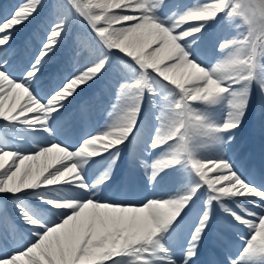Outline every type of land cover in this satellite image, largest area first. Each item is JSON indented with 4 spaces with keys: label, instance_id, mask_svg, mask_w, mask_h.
<instances>
[{
    "label": "clouds",
    "instance_id": "obj_1",
    "mask_svg": "<svg viewBox=\"0 0 264 264\" xmlns=\"http://www.w3.org/2000/svg\"><path fill=\"white\" fill-rule=\"evenodd\" d=\"M42 3L28 0L25 15ZM63 3L82 29L74 38L82 70L44 95L37 64L47 52L19 79L7 61L0 64V98L13 88L23 93L14 112H0V264L30 259L86 204L148 210L146 234H114L110 246L97 245L100 264H130L125 258L145 253L143 264H193L217 213L241 244L237 255L225 252L226 264H264V181L247 178L228 157L251 92L264 96V0L184 8L173 0H110V11L86 8L83 0ZM220 23L236 33L202 51ZM7 25L0 29L10 32ZM52 28L50 38L60 39L68 18L56 17ZM10 40L0 35V47ZM110 67L103 122L99 130L84 128L74 143L54 122L79 89ZM129 145L144 180L139 199L127 187H110ZM34 168L41 169L36 179Z\"/></svg>",
    "mask_w": 264,
    "mask_h": 264
},
{
    "label": "bare ground",
    "instance_id": "obj_2",
    "mask_svg": "<svg viewBox=\"0 0 264 264\" xmlns=\"http://www.w3.org/2000/svg\"><path fill=\"white\" fill-rule=\"evenodd\" d=\"M85 1L86 8L88 3V7L90 6V8H95L97 10L104 9L106 11L111 10L110 7L107 9L105 8L106 4H110V0ZM181 1L182 0H173V4L176 6H180ZM22 2L23 0H16V2L10 1L3 3L2 0H0V17H2L1 13L3 12V10L10 8V11L12 12V9H14L18 4ZM54 7L55 2H53V5L48 6V12ZM59 11L66 13V10H63L61 7H59ZM72 19L75 21V26L79 27V25L76 23L75 16H73ZM41 21H44V23L47 24L50 20L46 18L43 12L41 13L38 11L36 15L30 19V21L26 22L25 24H21L18 31L12 25L6 26L8 28H11L12 38L8 44L0 47V64H3L2 61L6 60L9 73H13V70L15 68V59L17 58V55L15 57L10 55L11 51H13V49H17L15 54H18L20 51V44L25 40L28 31L32 30L31 26H36ZM40 26L43 25L40 24ZM76 27H68L70 33L73 28ZM45 28L46 27L44 26V28L42 29ZM229 31L230 32L224 33L221 36H231L236 33V30L234 28H231ZM0 33H5L6 35L7 32L0 29ZM221 36L210 37L203 51L208 48L209 44H212L213 46L216 39ZM38 37L39 41L41 42L42 37H40L39 35ZM71 42L72 41H70L69 44H67V42H64V44L60 46V51L66 47L71 48ZM46 44H48L49 47L45 48ZM41 46V51L48 53V55L43 57V63L47 64L53 62L56 58V54L54 53L55 49L53 51V48H56V45L53 43V38H50L49 36L47 40L45 39V41L41 42ZM71 50L73 49L71 48L69 50L70 53ZM65 57L67 58V55ZM60 61L61 60L56 61V64L60 63ZM80 62L81 64H84L83 58L80 59ZM82 67H84V65ZM109 73V71H105L95 81L79 89L77 94L71 99L70 102L67 103L65 109L61 113L67 112L70 108L76 107L81 101V97L83 98L84 96L86 97V101L91 104V99L88 100L87 95L90 93L91 97L94 88L99 87L105 81L108 83L112 77V75H108ZM106 97L110 98L111 95H107ZM22 99L23 93L17 88H13L6 97L0 98V112L9 110L10 108V115L11 112H14L16 108L19 107ZM249 103L250 101H248V105ZM262 108L264 109L263 105ZM220 116L223 118L224 114H221ZM241 121H244L243 117ZM57 122L58 118L54 123L57 124ZM234 146L235 142L233 141L228 150V157L230 159L233 156L232 150ZM235 161L236 159L234 160V162ZM5 163L6 161L4 162V164ZM2 166L3 165H0V167ZM23 167L24 164L21 163L20 169L15 174V179L19 178L20 171L23 170ZM40 174L41 169L34 168L32 179L38 178ZM9 208H12V206L9 205ZM142 210L148 213L147 209ZM128 225L130 227V232L135 233L136 230L144 231V221L142 220V216L138 212H131L128 209H113L86 204L76 215L70 217L64 223V225H62L58 229L53 230L52 233L44 237L41 243L28 254V256L31 257L30 259L27 257H19L18 259L20 260V264H72L74 261L76 262V264H95L93 263L95 259L102 258V248L98 247L97 245L103 244L105 246H110L113 243V240L111 239L112 233L117 234L120 229H122L123 232H126ZM138 231L137 234H140V232ZM63 255H65V257H63Z\"/></svg>",
    "mask_w": 264,
    "mask_h": 264
},
{
    "label": "snow or ice",
    "instance_id": "obj_3",
    "mask_svg": "<svg viewBox=\"0 0 264 264\" xmlns=\"http://www.w3.org/2000/svg\"><path fill=\"white\" fill-rule=\"evenodd\" d=\"M28 8V0H23L22 3L18 4L11 13H9L8 15L3 16L2 18H0V28H3L6 24H8L9 21L12 22V26L18 31L19 30V26L21 24H25L26 22L30 21V19L32 17H34L36 15V13H33L32 15H25V12ZM71 14V10L70 13L65 14L64 17L68 18V16ZM54 31L53 28L50 29L46 40L48 39V37L50 36V33H52ZM0 35H5V33H0ZM6 35H10L12 38V30H10V32H7ZM63 35V33L61 34ZM55 42L58 44L59 43V39L52 37ZM43 46V45H42ZM41 46V47H42ZM55 48H53L54 51ZM40 54V49H39V53L34 57V60L30 63V67L33 63L36 62L37 57ZM43 60L40 61L41 64H43ZM29 67V68H30ZM37 68H39V70L41 71V68L39 67V65H37ZM7 70V69H5ZM11 75V73H9ZM63 86V84L61 85V87Z\"/></svg>",
    "mask_w": 264,
    "mask_h": 264
},
{
    "label": "rangeland",
    "instance_id": "obj_4",
    "mask_svg": "<svg viewBox=\"0 0 264 264\" xmlns=\"http://www.w3.org/2000/svg\"><path fill=\"white\" fill-rule=\"evenodd\" d=\"M199 4H202V2H199ZM199 4H198V5H199ZM63 5H64V4H63ZM69 11H70V9H69Z\"/></svg>",
    "mask_w": 264,
    "mask_h": 264
}]
</instances>
